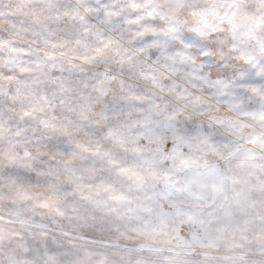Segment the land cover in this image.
<instances>
[{"label":"clouds","instance_id":"9594fccd","mask_svg":"<svg viewBox=\"0 0 264 264\" xmlns=\"http://www.w3.org/2000/svg\"><path fill=\"white\" fill-rule=\"evenodd\" d=\"M0 264H264V0H0Z\"/></svg>","mask_w":264,"mask_h":264}]
</instances>
